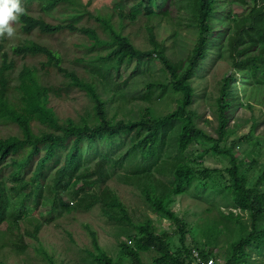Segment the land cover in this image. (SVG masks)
Masks as SVG:
<instances>
[{
  "label": "trees",
  "instance_id": "16d2710c",
  "mask_svg": "<svg viewBox=\"0 0 264 264\" xmlns=\"http://www.w3.org/2000/svg\"><path fill=\"white\" fill-rule=\"evenodd\" d=\"M223 1L117 0L109 11L101 13L90 9L92 0L85 4L82 0H21L26 12L17 23L20 33H78L89 41L84 46L96 52L88 60L80 58L81 69L75 71L63 67L59 53L45 44L23 39L13 45L6 36L0 37V124H13L18 130L0 137V264H7L3 256L8 253H25L31 240H39L42 227L56 220L59 213L88 211L94 206L109 222L130 224L136 233L129 236L132 244L119 241V256L114 258L100 246L96 232L87 227L91 246L88 264H145L141 253L150 249L157 252L150 264H191L192 247L203 258H215L208 230L203 231L202 244H188L186 223L170 207L175 195L189 187L219 192L234 207L247 209L251 218L248 230L240 215L231 210L221 212L223 219L238 224L239 232L226 245H217L223 257L213 264H264V191L260 190L264 169L255 177V159L246 164V150L240 158L233 154L240 143L249 147L259 144L254 135L256 120L251 116L226 124L237 117V105L253 110L250 102L243 103L238 97L236 69H242L241 75H249L257 85L264 78V3L248 0L246 11L235 16L225 11L227 35L220 42L213 32L215 24L222 22ZM55 9L62 13L66 9L68 16L56 23L46 21L45 16ZM173 11L178 22L195 29L192 46L176 60L168 55L166 44L176 30L172 36L160 38L149 24L167 21ZM84 16L93 18L103 36L79 24ZM140 17L147 22L146 47L135 45L124 31L126 22ZM214 43L216 55L227 53L236 67L222 77L210 102L215 136L200 125L195 104L199 93L193 85L203 76L204 61L212 56ZM35 55L44 57L41 65L47 74L53 69L62 76L60 83H44L36 67L15 69L18 57ZM152 59L160 63L163 76L141 79L143 88L138 90L131 84L135 77L124 75L122 69H130L132 63L137 68ZM69 88L87 96L85 117L60 118L49 105L51 97H61ZM133 102L141 104L135 107ZM241 127H247L248 132L239 134ZM198 146V151L228 159L229 166L218 175L221 182L226 180L224 186L213 176L215 169L197 163L192 149ZM117 168L123 171L117 172ZM114 175L133 185L148 207L175 225L178 244L167 240V232L155 231L149 217L132 222L125 203L108 186ZM42 203L47 204L45 215L40 212ZM7 245L12 250L3 253ZM40 252L54 264L46 251Z\"/></svg>",
  "mask_w": 264,
  "mask_h": 264
},
{
  "label": "rangeland",
  "instance_id": "374dc122",
  "mask_svg": "<svg viewBox=\"0 0 264 264\" xmlns=\"http://www.w3.org/2000/svg\"><path fill=\"white\" fill-rule=\"evenodd\" d=\"M116 1L117 0H92L90 9H92V11L98 10L101 13H105L113 7ZM86 2L87 0H82L83 4ZM249 2L248 0H224L220 3L221 8H223L222 13L224 14L225 11L230 10L232 16H235L241 12H245L249 7ZM258 2L263 4L264 0H258ZM66 12V9H64V13H62L61 10L55 9L51 12L50 16H45V20L50 23H56L58 20L68 16ZM175 14L176 12L173 11L171 14L172 18L167 19V21L162 19L153 20L149 24L154 26V30L160 38L162 35L172 36V33H175L176 30L177 34L169 37L166 41L169 47L167 52L168 55L176 60L181 58L192 46L195 39V29L189 27L185 22H178ZM221 18L222 22L215 24L213 38L215 40L219 38V41L223 42L227 35L225 24L223 23L224 20H226L225 14ZM79 24L87 28L95 29L102 35L100 27L94 23L93 18L84 16ZM146 25L147 22L143 17H140L132 23L126 22L125 33H127L134 44L139 47L147 46ZM14 26L16 28L15 36L12 38L6 37L9 44L15 45L23 39L45 44L59 53L62 58V66L67 69L79 71L82 66L79 62L80 58L88 60V58L96 52L95 49L89 51L88 48L84 46V44H87L89 41L87 37L82 34L64 32L55 35H44L38 31H33L30 35L25 36L19 32L17 23ZM216 46V43H214L211 49L212 56L206 58L204 61V68L202 70L203 76L201 79H195L193 82V85L197 87V93H199L195 96V104L198 105V111L201 115L200 125L213 136H215L213 127L216 126V121L213 119L211 113L210 102L218 92L222 77L236 68H233L230 64L227 53L224 54V57L216 55ZM42 60L44 61L45 59L41 55L27 56L25 58L18 57L15 69H19L24 65L36 67L39 69L40 75L43 76L42 79L44 83H60L62 76L57 74L53 69H50L47 74L41 65ZM242 71V69H236L235 82L238 97L243 103L247 101L250 102L253 105V110L237 105L235 110L237 117L230 118L226 124L232 123L235 119L244 120L254 116L256 120L254 135L259 137V144L249 147L247 143H240L234 148L233 154L240 158L243 157V151L246 150L248 154L245 156V163L248 164L252 158L256 161L257 166L254 171L256 177L264 169V78L257 85L253 83L249 75L243 77V75H241ZM122 73L124 75L129 73L135 77L133 78L134 80L131 81V84L138 90H142L143 88L142 82L140 81L141 79L152 78V76H163L160 63L157 59H152L148 63L141 65L139 64L137 68H134V63H132L130 69H122ZM203 96H206L205 100ZM168 99L169 98H166V100ZM140 104L141 103L133 102L131 105L136 107ZM49 105L54 107L56 114L60 118L70 116L73 118L78 117L79 119L80 117L86 116L85 110L86 106L89 105V100L82 91L76 88H69L65 89L61 97H51ZM207 119L210 120V123H207ZM17 131V127L13 124H0V137L18 133ZM247 132V127H241L239 130V134ZM199 148L198 146L192 149L197 163H199L202 168L215 169L216 174L213 176L221 182L219 179V171L229 166L228 159L220 155H213L209 152L204 153L198 151ZM116 171L122 172L123 169L117 168ZM107 183L125 203L129 218L133 223L143 221L145 218L149 217L154 223L153 227L155 231L161 232L162 234L167 232V240L174 245L178 244V236L180 235L174 232L175 225L168 218L159 215L153 211L150 206L148 207L133 185L121 182L115 175L111 176V179ZM221 184L224 186L226 180L222 181ZM260 190L264 191V183L261 185ZM46 207V203H42L39 207L40 212L44 215L47 213ZM170 207L175 214L186 223L185 233L188 244H202L205 240L203 231L208 230V241L214 246L213 252L215 258H203L199 250L196 247H192L191 264H213L214 261L221 262L223 250L217 245H226L233 236L238 235V224L234 221L223 219L221 217V212L226 214L231 210L234 215H240L242 223L246 225L248 230H251V218L248 210L234 207L231 200L222 197L219 192L208 193L207 191H202L198 187H189L187 192L175 195L173 201L170 203ZM34 213H36V211ZM224 224L227 225L225 226ZM87 227L96 232L100 246L114 258L119 256V241H129V243L132 244V239L129 236L136 233L130 224L126 225L109 222L102 216L100 208L94 206L88 211L59 213L56 220L42 227L39 240L37 242L31 240V244L26 249L25 253L21 254L15 252L17 255L8 253L6 256H3V259L7 264H49V261L44 258V254L40 252V250H44L47 252V255L51 257L54 264H88L90 258L87 255V251H91V246L88 239ZM27 240L30 241V239H26V241ZM8 245L2 250L3 253L12 250V246L10 245L9 247ZM198 247L202 248L201 245ZM156 256L157 252L153 249L141 253V259L145 264L153 263ZM122 264H126V261L122 262Z\"/></svg>",
  "mask_w": 264,
  "mask_h": 264
},
{
  "label": "clouds",
  "instance_id": "9594fccd",
  "mask_svg": "<svg viewBox=\"0 0 264 264\" xmlns=\"http://www.w3.org/2000/svg\"><path fill=\"white\" fill-rule=\"evenodd\" d=\"M25 12L21 0H0V37H14L16 33L14 25Z\"/></svg>",
  "mask_w": 264,
  "mask_h": 264
}]
</instances>
